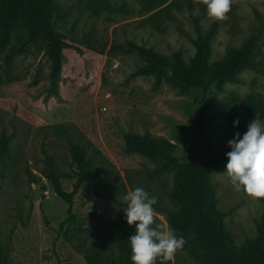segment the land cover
Here are the masks:
<instances>
[{
    "label": "rangeland",
    "instance_id": "rangeland-1",
    "mask_svg": "<svg viewBox=\"0 0 264 264\" xmlns=\"http://www.w3.org/2000/svg\"><path fill=\"white\" fill-rule=\"evenodd\" d=\"M111 1L125 3L127 12L95 15L86 9L87 0H55L53 27L64 44L53 90L41 37L3 64L9 47L26 38L23 22L11 29L0 49V137H8L0 156V257L8 264H87L88 248H99L103 258L117 257L118 236L127 225L120 201L135 187L157 197L155 219L167 229L166 211L174 207L167 194L171 172L150 176L156 162L125 152L123 135L163 137L175 144L179 161L198 160L206 150L230 151L227 141L233 133L243 134L256 117L245 109L244 98H264V40L254 56L258 70L244 69L239 82L214 85L205 96L197 89L179 92L164 82L153 87L150 76H128L143 60L132 52H109L112 46L127 48L134 42L165 55L178 52L189 62L196 24L204 31L214 21L209 62L220 60L257 25L256 12L264 15V0H231L224 19L210 18L202 0H160L151 11L142 8L143 0ZM234 119L239 120L236 126ZM74 142L85 149L99 176L75 195L68 218L67 203L43 172L54 169L69 190L76 172L70 152ZM224 167H213L211 180L224 226L240 246L255 236L264 198L237 191ZM176 253L195 264L187 253ZM157 264H176L175 256Z\"/></svg>",
    "mask_w": 264,
    "mask_h": 264
},
{
    "label": "trees",
    "instance_id": "trees-1",
    "mask_svg": "<svg viewBox=\"0 0 264 264\" xmlns=\"http://www.w3.org/2000/svg\"><path fill=\"white\" fill-rule=\"evenodd\" d=\"M160 0H143L142 8L151 11ZM55 0H0V49L9 39L11 29L19 22L26 27V38L18 45L11 46L4 54L3 64L7 65L12 56L25 51L29 41L41 37L45 53L49 59L50 88L56 87L61 68V49L63 41L59 32L53 27L52 16L57 12ZM86 9L92 14L126 13L125 3L111 0H87ZM257 25L238 47H233L228 54L217 61L209 62L211 39L216 33L217 23L211 22L207 29L200 31L193 39L194 52L186 62L178 52L171 55L162 54L152 47L128 42L127 48L112 46L110 53L118 51L132 52L138 55L143 63L130 75H143L153 78V87L162 82L186 93L190 89L199 90L205 96L210 88L222 83L239 82V72L244 69L258 70L259 65L254 56L260 40H264V15L256 12ZM2 79H0V84ZM202 104V102H201ZM244 107L247 112L264 119V98L260 95L246 96ZM199 113H202L201 106ZM228 114L230 112L228 111ZM123 150L139 153L156 162L150 176L171 172L172 185L167 192L174 207L166 211L167 227L172 226L177 234L183 236L185 244L180 249L187 253L195 264H264V211L256 224V234L240 246L236 245L231 233L224 226V211L217 207L215 186L211 180L212 168H222L227 162L225 153L206 150L198 160L179 161L175 155V144L170 140L149 133L127 132L123 135ZM8 143V137H0V156ZM70 152L76 172L69 190L61 183L60 176L54 169L47 168L43 173L51 184L53 191L67 205L68 218L72 214L75 195L85 184L99 176V170L85 155V149L77 142L71 143ZM150 193V192H149ZM151 194V193H150ZM66 218V219H68ZM122 223L123 216H118ZM134 231L128 224L121 228L118 242V255L115 258L102 257L99 248H88L84 252L87 264H132L128 235ZM176 264H187L175 254ZM0 264H8L0 257Z\"/></svg>",
    "mask_w": 264,
    "mask_h": 264
},
{
    "label": "clouds",
    "instance_id": "clouds-1",
    "mask_svg": "<svg viewBox=\"0 0 264 264\" xmlns=\"http://www.w3.org/2000/svg\"><path fill=\"white\" fill-rule=\"evenodd\" d=\"M207 15L224 19L230 11L231 0H202ZM239 124L238 119L233 125ZM230 151L225 153L224 172L232 186L253 197L264 198V119L254 117L241 134L234 132L227 141ZM124 218L134 231L128 235L132 264H157V260H172L185 244L183 236L172 226L163 229L156 222L154 205L157 197L143 187L128 191L120 201Z\"/></svg>",
    "mask_w": 264,
    "mask_h": 264
}]
</instances>
